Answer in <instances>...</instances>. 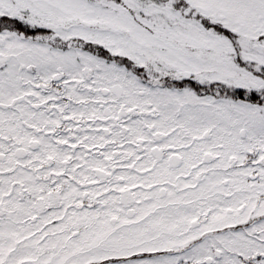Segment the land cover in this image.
<instances>
[{"label": "snow or ice", "instance_id": "6c2138e0", "mask_svg": "<svg viewBox=\"0 0 264 264\" xmlns=\"http://www.w3.org/2000/svg\"><path fill=\"white\" fill-rule=\"evenodd\" d=\"M0 264H264V0H0Z\"/></svg>", "mask_w": 264, "mask_h": 264}]
</instances>
